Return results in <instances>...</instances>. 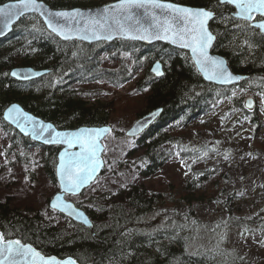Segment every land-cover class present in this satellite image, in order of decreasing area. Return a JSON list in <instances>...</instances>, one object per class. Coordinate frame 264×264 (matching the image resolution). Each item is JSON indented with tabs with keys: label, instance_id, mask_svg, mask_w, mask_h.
Here are the masks:
<instances>
[{
	"label": "trees",
	"instance_id": "16d2710c",
	"mask_svg": "<svg viewBox=\"0 0 264 264\" xmlns=\"http://www.w3.org/2000/svg\"><path fill=\"white\" fill-rule=\"evenodd\" d=\"M7 1L0 0V4ZM44 1L53 8H73L114 0ZM170 1L203 6L216 13L210 24L217 36L213 50L225 56L235 72L247 75L246 80L226 87L208 83L189 52L163 43L63 41L47 29L40 16L29 15L15 25L9 37L0 40V127L12 136L9 151L17 150L18 159L26 163L30 156L20 151L40 150L43 170L58 188L56 167L62 147L44 146L24 137L4 120V111L18 102L60 129L109 125L113 118L108 104L88 101L98 92L91 86L99 83L123 87L135 81L133 90L144 97L137 117L164 108L150 128L132 139L134 146L127 154L134 160L120 161L121 168L141 178L156 174L173 158L175 146L183 140L178 128L194 118L222 107L226 119L236 116L235 122L245 120L252 111L245 108L238 93L253 91L264 97V34L233 17V6L218 7L217 0ZM158 59L165 70L160 78L151 72ZM107 60L116 63L105 66ZM16 66L48 69L50 73L36 80L18 81L10 75ZM251 123L256 128L262 124L257 115ZM112 134L116 138L126 136L115 128ZM211 170L200 169L176 197L143 184L86 197L92 185L80 195L86 198L75 203L88 213L94 231L50 205L45 210L14 206L7 194L6 201L0 199V231L5 239L30 243L45 255L72 256L79 264H262L232 247L230 234L238 229H264V208L257 205L254 213H245L242 203L235 201L238 193L227 185L228 174ZM107 171L108 166L101 176ZM212 178L216 185L207 195L204 181ZM218 180H222L221 186H217ZM122 193H126L125 198L119 197ZM210 201L222 204V218L208 228L212 244L201 247L196 242L198 234L209 224L200 215ZM192 215L193 219H188Z\"/></svg>",
	"mask_w": 264,
	"mask_h": 264
},
{
	"label": "rangeland",
	"instance_id": "374dc122",
	"mask_svg": "<svg viewBox=\"0 0 264 264\" xmlns=\"http://www.w3.org/2000/svg\"><path fill=\"white\" fill-rule=\"evenodd\" d=\"M115 63L107 60L104 65L111 66ZM134 85L135 81L123 87L95 84L91 87L98 92L88 98L94 105L108 104L113 118L111 125L125 135L144 105V97L133 90ZM249 93L257 99V106L241 122H235L236 116L226 119L221 107L216 112L196 117L187 126L178 128L183 140L179 146H175L173 158L160 171L149 177H138L131 170L120 167V161L125 163L134 160V157L127 154L134 146V141L127 135L116 138L111 134L104 141V158L108 171L95 182L85 196L143 184L152 190L172 192L176 197L183 192L189 180L200 174V169L211 167L214 173L228 174L227 185L230 190L238 193L235 201L242 203L246 208L245 213H254L258 209L257 205L264 208V97L253 91L238 94L245 102ZM253 115H257L262 122L260 127L252 125ZM11 141V134L0 127V199L6 201L8 194L14 206H34L45 210L59 187L53 185L44 172L38 154L40 150L20 151L30 156L28 162L24 163L18 159L17 150L9 151ZM214 176L219 177L218 174ZM214 180L212 178L204 181L207 195H211L212 187L216 185ZM221 185L222 180L217 186ZM85 196L69 195L68 199L78 202L85 199ZM119 197L125 198L126 193ZM205 204L207 206L200 216L204 223L209 225L198 234L196 242L201 247L212 244V235L208 228L213 227L214 223L222 218L223 208L222 204H214L213 201ZM249 205L253 207L249 209ZM193 217L188 216V219L192 220ZM230 240L232 247L264 264V229L234 230L230 234Z\"/></svg>",
	"mask_w": 264,
	"mask_h": 264
},
{
	"label": "snow or ice",
	"instance_id": "6c2138e0",
	"mask_svg": "<svg viewBox=\"0 0 264 264\" xmlns=\"http://www.w3.org/2000/svg\"><path fill=\"white\" fill-rule=\"evenodd\" d=\"M223 5L234 6L236 11L232 14L233 17L249 22L247 26L250 28H258L264 32V0H217L218 7ZM42 9L43 4L37 0H18L15 4H5L0 8V17L7 26L28 11H39L45 16V23L52 32L64 39H72L73 34L83 40L111 39L113 34H119L130 36L132 39L171 40L173 44L179 43L182 47L191 48L195 64L208 79L225 83L232 79L223 68V61L208 55V48L214 37L206 24L214 17L212 11L206 9L194 11L171 3L162 4L159 0H119L115 5L105 6L101 12L88 16L80 10L48 12ZM134 9H144L143 17L134 14ZM257 14L261 17L260 21L255 20ZM152 71L161 74L160 65L157 64ZM12 75L16 76L17 73L13 72ZM8 114L26 134L30 132L32 135L44 136L48 133L50 138L45 140L46 143L80 146L79 152H65L60 156L59 173L64 190L75 192L92 179V174L98 166L95 132L85 129L73 133L55 132L52 125L44 126L37 125L34 121L29 122L15 105L8 109ZM60 200L61 197L57 195L55 201ZM55 201L52 204L54 208L57 206ZM71 207L70 204L64 205V208ZM0 264H60V262L54 257L45 259L30 246L22 245L20 241H5L3 235H0ZM67 264L73 262L69 261Z\"/></svg>",
	"mask_w": 264,
	"mask_h": 264
},
{
	"label": "water",
	"instance_id": "95a60500",
	"mask_svg": "<svg viewBox=\"0 0 264 264\" xmlns=\"http://www.w3.org/2000/svg\"><path fill=\"white\" fill-rule=\"evenodd\" d=\"M18 0H10L4 3L0 4V8H2L5 4H15L17 3ZM38 3L43 4L44 9L42 10H47L48 12H73L75 10H80V12L84 13L85 16L88 15H94L98 12H101L105 6L108 5H115L116 3L119 2V0H114L111 2H108L106 4L100 5V6H95V7H73V8H53L51 5H49L47 2H45L44 0H37ZM160 3L162 4H167V3H171L180 7H186V8H190L195 10H199V9H206L209 11H212L206 7L203 6H193V5H188V4H183V3H177L174 1H170V0H159ZM232 6V5H231ZM234 7V6H233ZM235 8V7H234ZM134 14L140 16L141 18L143 17V13H144V9H134ZM236 11V9H235ZM157 12H159V10H157ZM214 13V17L212 19H209L207 21L206 27L208 29V31L213 35L214 39L211 43V46L208 48V55L210 57H213L215 59L221 60L223 61V68L226 70V72L228 74H230V76L232 77V79H230L229 82H221L219 80H210L206 77L205 73L203 71H201L198 66L196 65L197 69L199 70V72L201 73V75L203 76L204 80L208 83H212L215 84L219 87H226V86H233L236 84L241 83L242 81L246 80L248 78L247 75L244 74H240L235 72L227 58L225 56H223L220 53L214 52V45L216 43V39L217 36L216 34L211 30L210 24L212 22V20L216 17V13L214 11H212ZM36 14L38 16H40V18L43 20V22L45 23V16H42L40 14L39 11H28L26 12L23 16L14 19L11 21V23H9L7 26H5L4 22H3V18L0 17V40L9 37L12 32L14 31V27L15 25L24 17L29 16V15H33ZM257 16H259V14L256 15L255 20L257 18ZM236 18V17H235ZM239 19V18H237ZM256 21H260V20H256ZM142 22H144L142 20ZM83 24V21L81 22ZM47 29L49 31L52 32V30L47 26V24L45 23ZM145 26L146 23H145ZM261 31V30H260ZM53 34H55L57 37H59L61 40L63 41H74V40H78V41H82V42H86L89 44H94V43H98V42H108V43H112L116 40H129V41H137V42H141L147 45H152V44H156V43H163L169 46H172L174 48L177 49H181L184 51L189 52L191 58L194 61L193 58V53L191 48H186V47H182L179 43L173 44L171 42V40H163V39H148V40H142V39H132L130 38V36H122L119 34H113V37L111 39H99V40H83L80 39L78 36L73 34V38L72 39H64L62 36L58 35L55 32H52ZM264 34V32H262ZM195 63V61H194ZM160 65V73L161 74H157L156 72H153L152 69L157 65ZM15 72L17 73L16 76H13L12 73ZM151 72L158 78L163 77L165 75V70H164V65L163 62L161 60H156L152 66H151ZM50 73V70H42V69H36L34 67L31 66H16L14 67L11 72L10 75L12 78L18 80V81H32V80H36L39 79L47 74ZM249 104L251 105L249 107ZM13 105L17 106L18 109L20 110V112L26 116L29 120V122H35L37 125H52V128L55 130V132H60V133H73V132H77L80 129H85V130H89V131H93L95 132L97 135L95 136V140H96V147H97V152H96V159L98 161V166L96 167L95 172L92 174V179L88 181V183L86 185H82L79 189H77L75 192H70L67 190H64V184L63 181L61 179L60 173H59V164H60V156L62 153H74V152H79L80 151V146L76 145L75 147H69L68 144L66 143H46L45 140L50 138L48 136V133H45L44 136H38V135H32L30 132L28 134H26L24 131H21V128L18 127L16 125V123L13 122L11 116L8 114V109L10 107H12ZM257 106V99L255 98V96L251 93L247 94V96L245 97V107L247 110L249 111H253ZM164 113V108L160 107L154 110H151L149 112H147L146 114H143L142 116L138 117L134 123L132 124V126L126 131V135L130 138H134L137 136H140L141 134H143L148 128H150ZM15 115V114H12ZM4 120L12 125L15 129H17L24 137H28L30 138L32 141L42 144L44 146H53V145H58L61 146L62 149L59 152L58 155V163H57V167H56V174H57V179H58V183H59V190L52 196V198L50 199L49 205L52 209H54L55 211H58L59 213H62L63 215L67 216L68 218L72 219L73 221L83 224L85 226H87L88 228H90L92 231H94V223L92 221V219L90 218V216L88 215V213L81 207H79L73 200L68 199V196H78L80 194H82L86 189H88L89 187H91L96 181L97 179L103 174L104 170H105V166H106V161L105 158L103 156L104 151H105V145H104V141L106 138H108V136H110V134L113 131V127L111 125H103V126H88V125H82V126H78V127H74V128H68V129H60L58 128L53 122L46 120L34 113H32L31 111L25 109L20 103L18 102H14L12 104H10L4 111L3 114ZM107 129V131H103ZM51 131V130H50ZM57 139H63V138H57ZM59 195L61 197L60 201H55V197ZM55 201L56 203V207H52L53 202ZM65 204H70L72 207L71 208H64ZM85 220L87 221V223H85ZM0 235H2V233L0 232ZM5 241H20V243L22 245H26V246H30L32 249H34L35 252H38L42 257H44L45 259L48 258H56L57 261L60 262V264H67V262L71 261L73 262V264H79L78 261L72 257V256H67L65 258H61L55 255H45L44 253H42L41 251H39L34 245L30 244V243H24L19 239H5Z\"/></svg>",
	"mask_w": 264,
	"mask_h": 264
},
{
	"label": "flooded vegetation",
	"instance_id": "af4514ba",
	"mask_svg": "<svg viewBox=\"0 0 264 264\" xmlns=\"http://www.w3.org/2000/svg\"><path fill=\"white\" fill-rule=\"evenodd\" d=\"M235 12V10L232 12V14ZM256 20H261L260 16H257ZM215 52V51H214Z\"/></svg>",
	"mask_w": 264,
	"mask_h": 264
},
{
	"label": "bare ground",
	"instance_id": "6f19581e",
	"mask_svg": "<svg viewBox=\"0 0 264 264\" xmlns=\"http://www.w3.org/2000/svg\"><path fill=\"white\" fill-rule=\"evenodd\" d=\"M201 118H202V117H201ZM201 118H200V119H201ZM182 153H183V152H182ZM185 153H186V152H185ZM189 153H191V152H189ZM191 155H193V154H191Z\"/></svg>",
	"mask_w": 264,
	"mask_h": 264
}]
</instances>
